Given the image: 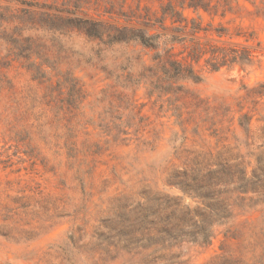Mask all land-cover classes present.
I'll return each instance as SVG.
<instances>
[{
  "label": "rangeland",
  "instance_id": "1",
  "mask_svg": "<svg viewBox=\"0 0 264 264\" xmlns=\"http://www.w3.org/2000/svg\"><path fill=\"white\" fill-rule=\"evenodd\" d=\"M204 1L0 0V264H264V0Z\"/></svg>",
  "mask_w": 264,
  "mask_h": 264
},
{
  "label": "trees",
  "instance_id": "2",
  "mask_svg": "<svg viewBox=\"0 0 264 264\" xmlns=\"http://www.w3.org/2000/svg\"><path fill=\"white\" fill-rule=\"evenodd\" d=\"M180 6H182V8L186 6L193 10L199 8L207 10L208 8V4L204 0H182ZM167 18L172 20L173 23L181 24L182 22H186V18L181 12H178L172 4L167 5L162 10L160 24L163 29V22H165V19ZM78 23V30L85 33L90 39L94 38L102 41L103 37H106L108 41L105 44L136 43L146 50L155 51L152 60L157 63L156 69L163 77L170 80L191 81L192 83H198L200 81L193 66L175 60L172 56L173 54H171V49L167 48L169 43H177L179 39H181L177 36H165L161 34L150 35L144 31L134 32L133 30L114 29L112 27L106 28L98 22H92L89 20L80 21ZM176 30L177 28L175 31ZM233 62L242 63L236 60V57L233 58ZM218 67V65L212 66V70H217Z\"/></svg>",
  "mask_w": 264,
  "mask_h": 264
}]
</instances>
